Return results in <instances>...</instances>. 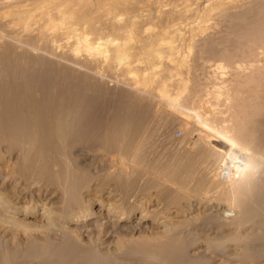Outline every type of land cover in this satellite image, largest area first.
I'll list each match as a JSON object with an SVG mask.
<instances>
[{
    "label": "rangeland",
    "instance_id": "obj_1",
    "mask_svg": "<svg viewBox=\"0 0 264 264\" xmlns=\"http://www.w3.org/2000/svg\"><path fill=\"white\" fill-rule=\"evenodd\" d=\"M41 1L0 0L1 264L10 263L9 256L16 253L10 251H18L24 246L36 250L40 245H47L50 239L46 231L38 232L34 226H42L43 230L51 224L56 227L53 229L64 226L81 231H77L83 233L81 238L74 240L79 239L78 243L82 244L89 243L93 237L88 233L104 229L108 231L102 238L106 240L105 244L99 245L97 254L93 252L96 256L92 253L93 257L86 261L78 259L77 264L81 261V264H105L108 256L120 255V252L125 258L116 261L121 264H192L197 258L204 259L205 264H264V211L250 202L251 193L261 191L264 194V165L253 164V172L258 174L253 173L255 176L249 177L252 181L249 180L248 184L246 177L250 171H247L248 175L246 173L244 176L247 181L243 180L247 185H243L245 189L241 180L234 184L238 186L240 183L241 188L238 186L236 191L228 189L225 181L229 179L230 172L225 164L221 165L222 154L212 148L216 142L211 139L218 137H215L212 129L213 134L201 126L204 115L208 119L206 121L210 122L207 124L214 129L225 130L235 136L240 149L248 148L249 152L250 148L264 150V111L260 112L262 107L258 108V115V110L250 108V79L260 77L264 82V0H230L224 10H214L206 22L194 29L165 26V13L181 0H133L134 4L139 2L136 3L139 7L134 6L136 9L133 3L123 8L119 5L115 12L128 10L130 13L126 17H129L134 10L132 14L140 17L139 22L145 18L143 14L147 11L153 13L163 4L161 10L166 9L165 12L162 10L163 15L159 20L150 22L145 18L143 23L137 22L134 27L131 26L129 34L119 36L125 44L123 46L122 43L125 49L121 47L125 64L120 62V67L119 61L115 63L112 57L106 63L84 57H79L82 61L74 59L63 48L57 50L52 47L46 38H37L43 25L37 10ZM158 1H161V5L157 4ZM192 1L189 0V3ZM198 1L202 4L205 0ZM74 8L79 9L80 6ZM141 10L145 11L140 14ZM96 16L95 19H101V13ZM126 17L120 25L124 29L129 25ZM26 19H29L28 23ZM103 27L99 25L98 31L93 29L92 32L101 33L104 37L106 32L114 29L107 31L108 27ZM171 45L173 50H170ZM69 57L74 59V63L66 61ZM217 62L224 63L227 68L223 77L217 78L213 70V64ZM221 81L228 100L223 95L218 100L210 98L209 102L206 101L205 90L211 91L212 84ZM263 88H260L262 92ZM262 94V98L259 97L264 102ZM257 100L264 106L259 98ZM33 104L41 111L40 115L31 113L32 106L36 107ZM52 106L73 107L76 114L73 120L68 117L66 124L56 121V125H53L52 116H48L51 114L49 107ZM189 108L199 110L200 120H195L197 117L187 110ZM183 112L192 114L191 117L195 116V119L189 114L190 118L186 117ZM61 117L64 118L63 115ZM69 121L71 125H67ZM64 129L69 133L65 144L70 145L62 149V143L56 140V133L60 132L63 138ZM257 144L259 147L255 148ZM242 153L241 150L236 151L241 164L247 161ZM136 169L151 170V174L157 173L166 179L160 181L157 189L149 190L152 203L145 204L147 200L143 193L146 187H142L146 182L143 183L145 180L142 177L139 181V177H134L133 171ZM225 173V178H228L224 181L220 175L224 176ZM127 176H131V180L134 178L133 181L130 178L129 181ZM253 180H256V185L252 184L255 189H252V185L248 187ZM74 182L83 183L82 190L88 189V193H92L80 195V199L85 198L90 213V220L82 225L73 224L75 217L68 224L62 217H57L61 216L63 201L71 195L70 191L67 192L68 186H74ZM46 185L59 188L55 189L58 196L52 199L54 204H47L48 200H44L41 204H45V209L38 207L32 216L25 214L33 206L27 202L30 196L25 198L26 201H18L16 193L26 190L33 194ZM258 185L260 189L263 188L258 189ZM232 192L239 195L238 206L231 202ZM96 195L101 196L98 198ZM101 200L104 201L100 203ZM196 203L198 206L194 207ZM144 204L148 210L146 217H142L140 208L135 206L144 207ZM202 204L205 209L201 207ZM22 206L26 212H10L12 209L22 211ZM187 206H190L189 210ZM111 207L114 210L136 208L129 221L121 222L116 214L112 216L111 212L114 211L109 210ZM184 207L187 209L185 212L174 213ZM256 211L260 214H256ZM207 223H211V226ZM171 224L178 226L173 235L168 234ZM184 225L188 227L182 230ZM203 226H210L209 231ZM128 229L131 232L126 233L128 236L125 237L123 233ZM55 237V234L51 235L54 239L51 243L56 244L61 240ZM185 245L189 247L187 250L182 249ZM214 246L218 247L215 249L218 253L212 252ZM128 257H135L137 262Z\"/></svg>",
    "mask_w": 264,
    "mask_h": 264
},
{
    "label": "bare ground",
    "instance_id": "obj_2",
    "mask_svg": "<svg viewBox=\"0 0 264 264\" xmlns=\"http://www.w3.org/2000/svg\"><path fill=\"white\" fill-rule=\"evenodd\" d=\"M10 1V0H9ZM75 1V3H74ZM135 1V0H134ZM137 1V0H136ZM140 1V0H139ZM191 1V0H190ZM7 2V1H6ZM147 2V1H146ZM144 2V3H146ZM161 2V1H158L157 4ZM166 2V1H165ZM200 1L198 0H194V2L192 1V3H189V0H181V2L176 5L173 6V8L165 13V23H166V27H171V28H178V27H189V28H193L195 26L199 27L201 26V23L202 22H206L208 19L207 17L209 15L212 14V12H215L217 11L216 9L218 10H224V8L226 7V5H228V2H230V0H205L202 2V4H199ZM40 3V2H39ZM133 3V0L132 2L130 3L129 1L127 0H42L41 3H40V6L37 8L38 10V14L40 16V20H42V28H38L39 29V33H38V37L37 38H40L41 40L42 39H45L46 38V41L53 47H55V49L57 48V50L63 48V51L65 50V52L69 53L72 57H74V59L76 58H79V57H84L86 60H91V61H94V60H97L99 59L101 62L103 63H106L105 61H109L110 59L109 58H113L114 62L115 61H119V67L120 65V62H123V64H125L122 57H121V54L124 52L122 51L121 53V47L123 48V46H125L124 42L122 41V39L120 40L119 39V36L120 35H123L124 33L125 34H129L130 31H131V26L135 25L137 22L140 24V22L143 23V20L146 18L148 19L150 22L152 21H157L159 20L163 13H162V10H161V7L164 5H161V3H159L161 6L160 7H157L156 10L155 8H153L155 11L152 13H148V11L146 12V14H143L145 15L143 18L142 15L141 17L143 18L142 21L140 20L139 22V19L140 18L138 15L136 14H132L134 13V10L133 12H131V15H129V17H126L128 13H130L128 10L127 11H123V9L121 10H117L115 12V9L120 6H122L121 8L125 7L126 5H129V4H132ZM136 3H139V2H136ZM135 3V4H136ZM150 3V1H149ZM154 3V2H153ZM164 3V2H163ZM167 3V2H166ZM201 3V2H200ZM134 4V3H133ZM132 5L133 7L135 6ZM148 4V3H147ZM174 4V3H173ZM20 5V4H19ZM80 6V8H74L75 6ZM120 5V6H119ZM137 5V4H136ZM172 5V4H171ZM7 6V5H6ZM21 6V5H20ZM23 6V5H22ZM132 6L130 5V7L132 8ZM139 7V4L137 5ZM148 6V5H147ZM150 6V5H149ZM136 7V6H135ZM134 7V8H135ZM153 7V6H152ZM23 8V7H22ZM137 8V7H136ZM135 8V9H136ZM165 8H166V5H165ZM220 8V9H219ZM24 9V8H23ZM29 9V8H28ZM27 9V10H28ZM32 9V8H31ZM125 9V8H124ZM133 9V8H132ZM139 9V8H138ZM166 10V9H164ZM163 10V11H164ZM215 10V11H214ZM120 11H123V12H120ZM145 10H141L139 11L140 12H144ZM151 11V10H150ZM24 12V11H23ZM136 12V10H135ZM138 12V10H137ZM165 12V11H164ZM221 12V11H220ZM223 12V11H222ZM99 13H101V16H100V20H98L97 18L95 19L94 17L96 15H98ZM29 15L28 16H31V13H28ZM37 14V15H38ZM141 14V13H140ZM214 14V13H213ZM34 15V14H32ZM219 15V14H218ZM36 16V14H35ZM25 18H27V15L25 16ZM23 17V18H24ZM97 17V16H96ZM125 17L128 19L129 21V25H126L127 29L125 28H122V26H120L121 24H123V22L125 21ZM213 17V16H212ZM24 18V19H25ZM30 18V17H28ZM32 18V16H31ZM30 18V19H31ZM164 18V17H163ZM162 18V19H163ZM206 18V20H204ZM27 20V19H26ZM35 20V19H34ZM29 19L27 21H25L26 23H28ZM39 21V19H38ZM146 21V20H145ZM164 21V20H162ZM34 22V21H33ZM148 22V21H147ZM149 22V23H150ZM26 23L24 24V27H26ZM31 23V22H30ZM161 23V22H160ZM164 23V22H163ZM35 24V23H34ZM156 24V22H155ZM162 24V23H161ZM99 25L101 26H104L105 29L106 27H108V30L107 31H110L109 29H113L111 32H106V35H104V37L101 36V33L100 34H95L96 32H92L93 29H96L95 31H98V27ZM159 25V24H158ZM92 28H90V27ZM18 27V26H17ZM103 27V28H104ZM134 27V26H133ZM147 28V27H146ZM149 28V27H148ZM9 29V28H8ZM101 29V28H100ZM104 29V31H105ZM26 30V29H25ZM149 30V29H148ZM172 30V29H171ZM201 30V29H200ZM31 31V30H30ZM146 31V30H145ZM156 31V30H155ZM159 31V30H158ZM162 31V30H161ZM7 32V31H6ZM153 32V31H152ZM174 32V31H173ZM99 33V32H98ZM104 33V32H103ZM123 33V34H122ZM183 33V32H182ZM35 34V32H34ZM153 35V34H152ZM167 35V34H166ZM176 35V34H175ZM129 36V35H128ZM132 36V35H130ZM141 36V35H140ZM172 36V35H171ZM126 37V36H125ZM133 37V36H132ZM177 37V36H176ZM184 38V37H183ZM192 38V37H191ZM124 39V38H123ZM127 39V38H126ZM160 39V38H159ZM39 40V39H38ZM125 40V39H124ZM130 40H133V39H130ZM185 41V40H184ZM124 45H123V44ZM128 42H126L127 44ZM162 43V42H161ZM165 43V42H164ZM171 44V42L168 41V44ZM47 44V43H46ZM145 44V43H144ZM149 44V43H148ZM167 43H165L166 45ZM167 44V46H168ZM123 45V46H122ZM180 45V44H179ZM129 47V46H128ZM164 48V47H163ZM53 49V48H52ZM125 49V48H123ZM173 50L172 48V45L170 47V50ZM179 51V50H177ZM61 52V51H60ZM134 52V51H133ZM131 53V52H130ZM150 53V52H149ZM188 53V52H187ZM152 54V53H151ZM156 54V53H155ZM171 54V53H170ZM179 54V52H178ZM182 54V53H181ZM57 55V54H56ZM160 55V54H159ZM172 55V54H171ZM69 56V55H68ZM123 56V55H122ZM170 56V55H169ZM181 56V55H180ZM160 57V56H159ZM171 57V56H170ZM176 57H177V54H176ZM179 57V56H178ZM177 57V58H178ZM111 58V59H112ZM125 58V57H124ZM176 58V59H177ZM63 59V58H62ZM73 59V60H74ZM184 59V58H183ZM65 60V59H63ZM62 60V61H63ZM72 61L69 57V59L67 58L66 61ZM80 60V58H79ZM78 60V61H79ZM84 60V61H86ZM150 60V59H149ZM82 61V60H80ZM95 62V61H94ZM128 62V61H127ZM126 62V63H127ZM74 63V62H73ZM76 63V62H75ZM116 63V62H115ZM131 63V62H130ZM177 63V61H176ZM77 64V63H76ZM110 65V64H109ZM178 65V64H177ZM214 65V72L215 74H217V78L218 76L219 77H223V75L225 74L226 72V66L224 63L222 62H217ZM103 66V65H102ZM118 66V65H116ZM138 66V65H137ZM145 66V65H144ZM128 67V66H127ZM126 67V69H127ZM103 68H105L103 66ZM123 68V66H122ZM131 69V68H130ZM111 72V71H110ZM130 72V71H129ZM132 73V72H131ZM148 73V72H147ZM130 74V73H129ZM133 74V73H132ZM131 74V76H133ZM173 74V73H172ZM137 75V74H136ZM170 75V74H169ZM255 75V74H254ZM138 76V75H137ZM144 76V75H143ZM258 76V75H257ZM256 76V77H257ZM262 76V75H261ZM126 77V76H125ZM129 77V76H128ZM254 77V76H253ZM250 79V82H252L250 85V108L252 109H255V110H258V115L260 112L264 111L263 109V105L259 104L257 99L259 98L261 100V95L260 94H264V92L261 91V89L263 87L261 86H264V82L259 78H253ZM264 77V76H262ZM134 78V77H132ZM176 79V77H175ZM220 79V78H219ZM135 80V79H134ZM264 80V79H263ZM138 81V80H137ZM225 81V80H224ZM169 82V81H168ZM28 84V83H27ZM253 84V85H252ZM164 87V86H163ZM212 90L209 91V90H205L206 93H205V98L208 99L205 100L209 102V99L210 98H214V99H219L221 96L223 95H226V100H228V96L227 94L224 92V85H222V81L220 83H215V84H212L211 86ZM261 88V89H260ZM264 89V88H263ZM163 93V92H162ZM178 94V93H176ZM262 94V96H264ZM261 98H260V97ZM165 98H168L165 96ZM196 99V98H195ZM259 100V101H260ZM173 101V100H172ZM202 101V100H201ZM205 101V103H207ZM171 102V101H170ZM175 102V101H174ZM261 102H263L261 100ZM264 104V102L262 103ZM35 105V104H33ZM261 105V106H260ZM36 107L34 108V106H32V112L33 115L35 113V115H40L39 114V108L37 107V105H35ZM204 106V105H203ZM197 107V106H195ZM262 107V110L260 109ZM50 110L49 112L51 111V114L47 115L48 116H52V120L51 122L53 123V125H56V121H60L61 123H68V117L71 118V120H73L72 117L75 116L76 114V109L73 108V107H59V106H52V107H49ZM198 109H200L199 107H197ZM197 108H193L192 110L187 109V110H190L192 112H194V114L196 115V119H195V116L194 118L191 117V115L187 112V114L190 115V117L192 119H199V110H196ZM260 109V112H259V109ZM252 109V110H253ZM180 110V109H178ZM41 112V111H40ZM48 112V111H46ZM45 112V113H46ZM202 112V111H201ZM184 113V112H183ZM191 113V112H190ZM205 113V112H204ZM209 113V112H208ZM207 113V114H208ZM253 113V112H252ZM185 116L187 117L188 115L186 114V112L184 113ZM183 114V115H184ZM251 114V113H250ZM32 115V114H31ZM60 115H63L64 118H60ZM182 115V116H183ZM202 115V114H201ZM209 115V114H208ZM254 115V114H253ZM252 115V116H253ZM257 115V113H256ZM204 118H202L203 120H201L202 122L204 123H199V125H201L203 128L205 127L206 129V132L209 131L210 133H214L215 137L217 136L218 138H215V139H211L213 141L216 142V144L213 145L212 148H215V150L218 152V153H221L222 154V158H223V161H222V164L221 165H226V167H228V172H230L229 174V179L227 180V182L225 181L227 178H225V176L227 175L225 173V175H220L221 179H224L225 183L228 184V189H232L234 191H236L239 187L241 188V185L243 187L244 185V182L247 181L246 178H248V182L247 184L249 183V180L250 182L252 181L251 179H249V177L252 178V176L255 174H258L257 172H253L255 169L253 168L255 165L253 164H259V163H262L264 165V150L262 149H256V150H252L250 148V152H249V149L248 148H241L240 149V144L238 142V140L235 138V136L233 135H230V133L228 131H225V130H218L217 129H214L211 125L207 124L210 123L209 121H206L208 119H206V117L204 115H202ZM36 117V116H35ZM189 117V116H188ZM189 117V118H190ZM257 117V116H256ZM253 118V117H252ZM251 118V119H252ZM50 119V117H49ZM255 119V117L253 118ZM200 120V119H199ZM50 121V120H49ZM64 121V122H63ZM253 123V121L250 120V123ZM255 122V120H254ZM198 123V122H197ZM50 125V123H48ZM58 124V122H57ZM67 125H71L70 124V121H69V124ZM65 125V126H67ZM39 126V125H38ZM50 128V126H48ZM68 127V126H67ZM216 127V126H215ZM39 129V128H38ZM66 129V127H65ZM63 130L62 131V134L64 135L65 134V137H61V135L59 134L60 132L56 133V140L59 139V141L62 143V145L60 147H62V149H65L67 148L68 145H70L68 143L65 144V141H66V137L69 135L68 131L67 130ZM118 129H121L120 127H118ZM208 129V130H207ZM211 129H212V132H211ZM204 130V129H203ZM198 131V130H197ZM251 132V131H250ZM71 133V131H70ZM201 133V132H200ZM199 133V134H200ZM212 133V134H213ZM255 133V132H254ZM67 134V135H66ZM256 134V133H255ZM62 135V136H63ZM118 137H120L121 135V132L118 133ZM117 136V135H115ZM199 136V135H198ZM205 136V135H204ZM212 137H214L212 135ZM203 138V137H202ZM208 138V137H207ZM118 139V138H117ZM205 139V138H204ZM210 139V138H209ZM195 140V139H194ZM250 140L253 142V139L250 137ZM35 141V140H34ZM59 142V143H60ZM58 143V142H57ZM58 143V144H59ZM257 143V142H256ZM212 145V144H211ZM255 148L256 147H259L258 144L257 145H254ZM36 147H38L36 145ZM35 151L36 149L33 148ZM32 149V150H33ZM42 149V147H41ZM61 149V148H60ZM214 150V151H215ZM238 150H241L243 153L242 154H245L244 156L247 158V161L245 163H240L238 161L240 160H237V157H236V151L238 152ZM38 151V150H37ZM36 151V152H37ZM62 151V150H61ZM64 151V150H63ZM240 152V151H239ZM241 154V155H242ZM221 157V156H220ZM243 157V156H242ZM215 158V157H214ZM220 160V159H219ZM55 164H57L56 160H53ZM53 161H52V165L53 164ZM216 161V160H215ZM244 162V161H242ZM135 169V168H134ZM250 169V170H249ZM147 170V169H146ZM247 171H250V175H248V172ZM133 172H135V175L134 177L138 179H140V177H142L143 180H145L143 183V186H140L142 187V189H144L146 187V189H144V196L146 197V203H150L152 201V195H149V190H151L152 188H158V186L160 185V181L161 180H166L165 178H161L159 175H156L155 174H151V170L150 172L149 171H139V169H136V171L134 170ZM217 172V171H216ZM225 172V171H224ZM226 172H227V169H226ZM227 172V173H228ZM33 174V172H31ZM247 173V177L245 176V174ZM254 173V174H253ZM18 174V172H17ZM217 175V174H215ZM254 175V176H255ZM20 176V175H19ZM35 176H36V173H35ZM129 176V175H128ZM127 176V177H128ZM160 178H159V177ZM246 178H245V177ZM244 177V178H243ZM258 177V176H257ZM131 180V176L128 177V180ZM243 178V179H242ZM259 178V177H258ZM134 178H132L131 181H133ZM141 179V180H142ZM245 179V181H243ZM256 179V177H255ZM129 180V181H130ZM237 180L240 182V180L243 182H241L242 184L239 185L240 183H238V186L237 185ZM81 181V180H80ZM137 181V180H136ZM222 181V180H221ZM236 181V182H235ZM258 182V181H257ZM76 183V182H74ZM130 183V182H129ZM133 183V182H132ZM140 183H142V181H140ZM140 183H138L139 185H141ZM246 183V182H245ZM256 183V180L250 184V186L248 185V187H252ZM83 184V183H82ZM82 184L81 182L79 183H76L74 184V186H68V191H70V194L72 195H69V197L67 199H65V201H63L64 205H63V209L61 208V216H57L58 218L59 217H62L63 221H65V223H69V221L72 219V217H75V219L73 220V224L77 225H82L84 224V222H87L90 220V218L88 217V215L90 214L88 212V205L85 203V198L84 199H80L82 195V193H85L87 192V194H92V193H88V189H85V190H82ZM225 184V186H226ZM236 184V185H234ZM259 184V183H258ZM54 185V184H53ZM52 184L50 186H53ZM252 185V186H251ZM261 185V184H260ZM49 185H46V186H43L42 188H39L37 189V192H34L33 194H29V191H25L23 193H21V191H18L20 193H16L18 194L17 199H19L18 201H24L26 197H28V195L30 196V198L28 199V203L30 204H33L32 206V211L30 210L29 213H25L29 216H32V214H34L36 212V209L38 207H42L43 209H45V204H41L42 201L44 200H48L47 201V204H54L52 203V199L53 198H56L58 195V191L55 190L57 188H54V187H50ZM58 186V185H57ZM244 186H247L246 184ZM259 186V185H258ZM262 186V185H261ZM26 187V186H25ZM254 188L252 189H255V186H253ZM31 188V187H30ZM85 188V187H84ZM83 188V189H84ZM245 189V187H243ZM248 188V189H249ZM263 188V187H262ZM261 188V189H262ZM27 189V188H26ZM59 189V188H58ZM62 189H65V193H66V188L65 186L63 185L62 186ZM247 189V191H248ZM251 189V190H252ZM260 189V186L259 188ZM260 189V190H261ZM29 190V188H28ZM55 190V191H54ZM93 190V189H92ZM250 190V191H251ZM57 191V193H56ZM61 193H64L62 192V190H60ZM147 191V192H146ZM254 191V190H253ZM256 191V190H255ZM72 192V193H71ZM261 192V191H260ZM260 192H257L256 193H251L250 194V202L253 203V205H256V206H259V210H262V212L264 211V194L260 193ZM32 193V191L30 192ZM56 193V194H55ZM97 194V193H96ZM4 196V194H3ZM49 196V198L47 199V197ZM71 196V197H70ZM87 196V195H86ZM101 195H96V197H100ZM15 197V198H16ZM85 197V195H84ZM6 198V197H5ZM10 198V197H9ZM14 198V199H15ZM229 198V197H228ZM16 199V200H17ZM231 202L235 205V206H238V201H239V195L237 194H234L232 192V195H231ZM5 200V199H4ZM1 201V200H0ZM26 201V200H25ZM36 201V202H34ZM104 200H101L100 203H102ZM209 201V200H207ZM212 201V200H211ZM227 201V200H226ZM230 202V203H231ZM3 201L1 202V205L3 206ZM5 203V202H4ZM152 203V202H151ZM231 203V205L233 206V204ZM8 204V202H7ZM145 204H144V207L140 206L138 207V205H135L137 206V208H140V211L141 213H143L142 217H146L148 216L147 213H148V210L146 209L145 207ZM208 204V203H206ZM204 204L201 205V207L204 208L203 206ZM227 205V204H226ZM230 205V206H231ZM60 206V205H58ZM62 206V205H61ZM60 206V207H61ZM194 207L195 206H198L197 203L195 205H193ZM211 206V205H210ZM228 206V205H227ZM251 206V205H250ZM14 207V206H13ZM23 207V206H22ZM190 206H187L186 208L189 210ZM207 207V206H206ZM111 207V209H109L110 211H114V212H111L112 216H114L113 214H116L115 216L118 217V220L119 221H129L131 218H132V211L134 208L136 207H132L131 209L129 210H125L124 208H113ZM185 208V207H184ZM182 209V210H178L177 212H174L176 215L178 213H183L185 212L187 209ZM209 208V204H208V207ZM231 208V207H230ZM233 208V207H232ZM252 207H249L248 210L252 209ZM42 209V210H43ZM76 209V211H75ZM78 209V210H77ZM205 209V208H204ZM229 209V207H228ZM240 209V208H239ZM11 210V209H10ZM235 212H237L235 210V208L233 209ZM238 210V209H237ZM246 210V211H248ZM257 210V211H259ZM28 211V209H27ZM47 212H49L50 210H45ZM109 211V212H110ZM256 211V214H260L259 212ZM12 214L14 213H23V212H26V209L25 207H23L22 211H14L12 209V211H10ZM56 212V211H55ZM44 213V212H43ZM46 213V212H45ZM145 213V214H144ZM50 214H52V212H50ZM49 214V215H50ZM54 214V213H53ZM34 216V215H33ZM48 216V215H47ZM46 216V217H47ZM51 216V215H50ZM54 216V215H53ZM45 217V218H46ZM9 218V217H8ZM55 218V217H54ZM52 220L53 217L51 218ZM7 220V219H6ZM49 220V219H47ZM46 220V221H47ZM156 220V219H155ZM1 221V220H0ZM7 222V221H6ZM55 223V221H53ZM64 223V224H65ZM213 223V222H212ZM2 224V223H1ZM6 224V223H4ZM18 224H22V223H18ZM56 224V223H55ZM86 224V223H85ZM208 224V223H207ZM211 224V223H210ZM208 224V225H210ZM8 225V223H7ZM48 225V224H47ZM54 225V224H53ZM53 225H49L50 227L46 226L45 229L42 230V226L40 227L39 225L38 226H34V229H36V231L38 232H45L47 233V238L51 240H54L51 238V235H56L57 237L55 238H58V240L60 241H56L57 243H51L53 241H47V245L46 242H45V246H39L37 247L38 249L36 250H32L30 249V247H28L27 249L22 247L21 249H19L18 251H10L11 253H15L14 255H10L9 256V259H10V263L9 264H29L30 262L32 264H77V261L78 259L80 260H87L89 259V257H93V254L95 255V253L93 252H97L96 250H98L99 248V245H102V244H105L106 240H103V236H106L108 234V231L107 230H98L97 232L95 231L93 233L90 232L88 233L89 236H91V234L93 235V239L89 241V243L87 244H82V243H78V240H74L76 238H81L80 235L82 236L83 233H78V232H81L79 230L77 231H74L72 228L70 227H64V226H60L58 227L57 229H53V228H56L55 225L53 227ZM172 226L170 227V229L168 230V234L170 235H173L174 232H176L177 230V227L176 225H173L171 224ZM190 225V224H189ZM204 225V224H203ZM216 225V224H214ZM213 225V226H214ZM59 226V225H58ZM211 226V225H210ZM209 226V227H210ZM8 227V226H7ZM12 227V226H11ZM188 226L187 225H184L183 229H186ZM204 227V226H203ZM209 227H204L205 230H207ZM217 227V225H216ZM10 229V228H9ZM100 229V228H99ZM203 229V228H201ZM212 229V227H211ZM45 230V231H44ZM190 229L188 230H185V231H189ZM194 230V229H193ZM200 230V229H198ZM195 231V230H194ZM209 231V229H208ZM208 231L206 233H208ZM131 230H126L124 231V235L127 233H130ZM183 232V231H182ZM204 232V233H205ZM214 232V231H213ZM212 232V233H213ZM44 233V234H45ZM181 233V232H180ZM202 233V231H201ZM216 233V232H215ZM39 233L37 234H34V235H38ZM125 235L128 236V235ZM210 234V233H209ZM44 236V235H43ZM46 236V235H45ZM202 236V235H201ZM204 236H207L204 235ZM42 237V236H41ZM54 237V236H53ZM38 238V237H37ZM40 238V237H39ZM90 238V237H89ZM47 239V240H48ZM57 240V239H56ZM191 240V238H190ZM74 243H73V242ZM190 242V241H189ZM187 242V243H189ZM196 243V241H195ZM191 244V243H190ZM23 246V245H22ZM216 246H219L216 244ZM222 247V246H221ZM98 248V249H97ZM184 248V249H183ZM189 247L187 245H185V247L183 246L182 249L183 250H187ZM212 248V247H210ZM214 250H212V252L215 251V249H217L215 246L213 247ZM181 249V248H180ZM100 251V250H99ZM218 251V250H217ZM217 251H215L216 253H218ZM93 253V254H92ZM122 252H120V255L118 254H111V256H108V259L105 260L107 261L105 264H121L118 263L116 260L120 259L119 261H121L122 258H125L122 256L121 254ZM90 254V255H88ZM101 255V253H99ZM99 255V256H100ZM125 255V254H124ZM96 256V255H95ZM102 256V255H101ZM99 257V258H102V257ZM107 257V256H106ZM74 258H76V261L74 260ZM135 258V257H134ZM134 258H131V257H128V259L132 260L133 262H137L136 259ZM168 258V257H167ZM92 259V258H90ZM98 259V258H97ZM194 259V258H193ZM191 259V260H193ZM198 259V258H197ZM193 260V263L192 264H205L204 263V259L202 260ZM81 261V263H82ZM92 261V260H91ZM103 261V259H102ZM76 262V263H75ZM104 262V261H103ZM79 263V262H78ZM80 263V264H81ZM85 263V262H84ZM91 263V262H90ZM93 263V262H92ZM190 263V262H189ZM1 264V262H0ZM98 264H101L98 263ZM103 264V263H102Z\"/></svg>",
    "mask_w": 264,
    "mask_h": 264
}]
</instances>
